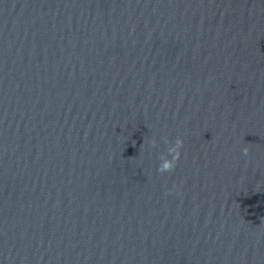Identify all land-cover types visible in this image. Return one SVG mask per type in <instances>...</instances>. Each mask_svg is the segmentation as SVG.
<instances>
[{
	"label": "water",
	"instance_id": "95a60500",
	"mask_svg": "<svg viewBox=\"0 0 264 264\" xmlns=\"http://www.w3.org/2000/svg\"><path fill=\"white\" fill-rule=\"evenodd\" d=\"M0 264H264V0H0Z\"/></svg>",
	"mask_w": 264,
	"mask_h": 264
},
{
	"label": "clouds",
	"instance_id": "9594fccd",
	"mask_svg": "<svg viewBox=\"0 0 264 264\" xmlns=\"http://www.w3.org/2000/svg\"><path fill=\"white\" fill-rule=\"evenodd\" d=\"M183 147V140L177 138L175 141V146L170 149V151L173 153L172 158L168 161H166L162 167L158 168V171L160 173H165V172H171L175 169L176 163L180 158V149ZM248 148L243 149V154L247 155L248 154Z\"/></svg>",
	"mask_w": 264,
	"mask_h": 264
}]
</instances>
